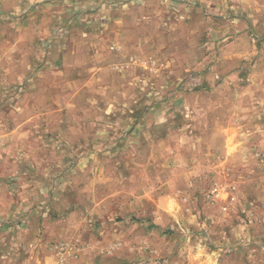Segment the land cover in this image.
<instances>
[{
	"label": "rangeland",
	"instance_id": "374dc122",
	"mask_svg": "<svg viewBox=\"0 0 264 264\" xmlns=\"http://www.w3.org/2000/svg\"><path fill=\"white\" fill-rule=\"evenodd\" d=\"M254 1L0 0V204L11 205V212L0 216V227L16 228L15 221L27 218L32 206L39 212L53 206L57 186L72 173L71 165L60 162L65 150L48 149L51 125L35 116L31 119L27 106L35 80L53 78V66L66 53L85 48L105 60L99 61L103 64L111 51L124 54L125 59L117 61L120 77L111 87L115 101L104 104L115 113L99 119L101 130H112L109 146L124 144L131 118L143 121L155 137L171 126L215 130V146L223 139L222 123L230 122L244 134L259 136L253 141L264 143V103L238 99L257 97L256 84L246 89L242 85L264 78V23L247 21L254 9H261L252 5ZM80 32L85 38L79 39ZM225 94L233 99L222 105L219 96ZM201 174L196 178L199 185L191 189L203 204L220 205V196L208 198L216 182L222 192L235 196L228 199V209L235 204L237 185L226 182L218 166ZM217 220L212 224L200 220L187 236L165 227L166 264H264L258 228L249 230L238 214L218 215ZM7 233L11 242L5 245L0 264H31L41 248L52 252L59 243L47 241L38 228ZM15 236L18 243L13 242Z\"/></svg>",
	"mask_w": 264,
	"mask_h": 264
},
{
	"label": "crops",
	"instance_id": "0c3cea01",
	"mask_svg": "<svg viewBox=\"0 0 264 264\" xmlns=\"http://www.w3.org/2000/svg\"><path fill=\"white\" fill-rule=\"evenodd\" d=\"M252 5L261 9L254 7L247 21L264 23V0H255ZM82 37L80 32L79 39ZM81 50L61 54L51 71L53 78L36 79L32 100L27 103L31 119L35 116L51 125L52 129L47 130L51 139L48 149L65 150L60 162L71 165L72 173L57 186L53 206H45L42 212L33 211L32 206L29 218L15 221L16 228L0 227V257L5 256V245L11 242L7 232L15 229L19 234L38 228L47 241L73 244V255L67 254L69 249L64 250V256L45 247L31 264H166L165 227L171 226L185 236L204 218L212 224L218 222V215L234 214L241 216L249 230L261 231L258 248L264 252V143L253 141L259 136L244 134L239 126L224 122L219 131L223 136L221 145L215 146V130H174L171 126L159 130L160 135L155 137L143 121L131 118L124 144L109 146L106 141L112 130H101L99 119L112 118L115 113L106 105L115 101L111 87L120 77L117 61L125 57L119 50L121 53L111 51L109 61L103 64L99 61L105 60L91 50ZM255 84L257 97L240 95V103H264V78L242 87ZM231 98L221 95L219 102L223 105ZM157 126L162 128L164 124ZM57 162L49 163V167ZM212 166H218L226 182L237 185L236 202L227 210L223 207L229 205L228 192L220 194L222 201L217 206L203 204L191 189L201 181L196 178L206 171L210 173ZM243 200L248 205H243ZM10 209L11 205L0 204V216L10 213ZM99 216L104 219L99 220ZM16 237L13 242L18 243ZM261 260L264 263V256Z\"/></svg>",
	"mask_w": 264,
	"mask_h": 264
},
{
	"label": "built area",
	"instance_id": "2783aa9c",
	"mask_svg": "<svg viewBox=\"0 0 264 264\" xmlns=\"http://www.w3.org/2000/svg\"><path fill=\"white\" fill-rule=\"evenodd\" d=\"M222 193L221 187L220 185L216 182L214 184V186L212 187V189L210 190V192L208 193V198L214 199L220 196V194ZM229 199H235V196H230L229 195ZM225 210L228 209V206H224L223 207ZM55 250L57 252L58 255L60 254H64V250L65 249H69V251H67V254H69V256H72V246L69 244H65V243H58L55 246ZM71 252V253H70ZM66 253L64 254V256L67 255Z\"/></svg>",
	"mask_w": 264,
	"mask_h": 264
}]
</instances>
